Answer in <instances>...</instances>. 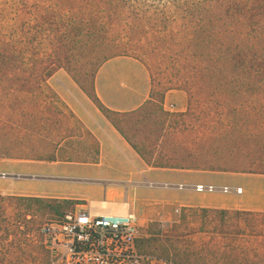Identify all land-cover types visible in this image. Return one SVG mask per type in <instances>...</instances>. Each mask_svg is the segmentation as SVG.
Returning a JSON list of instances; mask_svg holds the SVG:
<instances>
[{"label":"trees","instance_id":"obj_1","mask_svg":"<svg viewBox=\"0 0 264 264\" xmlns=\"http://www.w3.org/2000/svg\"><path fill=\"white\" fill-rule=\"evenodd\" d=\"M116 56L144 64L150 100L115 112L93 82L87 95L147 165L264 174V0H0V158L55 160L67 143L71 152L77 119L47 80L62 68L84 90L81 79ZM168 90L185 92L183 112L162 114ZM214 210L249 228L264 219ZM240 238L204 256L264 264V246Z\"/></svg>","mask_w":264,"mask_h":264},{"label":"crops","instance_id":"obj_2","mask_svg":"<svg viewBox=\"0 0 264 264\" xmlns=\"http://www.w3.org/2000/svg\"><path fill=\"white\" fill-rule=\"evenodd\" d=\"M47 83L73 116L85 127L89 138L97 143L98 153L95 154L94 149L89 146L90 141L83 142L82 146L75 142L70 147L71 152L68 149L69 145H60L62 148L55 153V160L0 158V173L69 178L72 176L70 171L78 166L92 170L93 174L85 178L71 179L87 180L85 191L95 190L103 193L104 197L107 195V199L101 200L110 202L111 199L115 200L118 197L140 199V196H143L144 200H153L161 205L173 203L185 207L264 213V174L149 166L66 74L57 70L48 78ZM93 92L96 98L111 111L137 110L150 100L149 72L136 58L130 56L110 58L96 70L93 78ZM185 101L186 95L183 90H168L164 95L163 107L168 111L183 112ZM34 165L49 166L54 168V171L38 172L33 169ZM216 181L221 183L215 184ZM228 181H233L235 184L231 186L226 183ZM40 184L36 180L0 177V196L26 197L50 192L67 195L53 187L43 189L42 192H34ZM198 184L212 185L217 189L212 192H199L194 189ZM222 186L231 188V191L226 193L229 197H212L207 203H195L190 200L200 193L203 197L214 193L222 194L223 192L218 189ZM235 188H240V192L236 193ZM249 195L254 196L251 198ZM101 200L89 201L91 205H98L92 202ZM112 204L105 207L103 211L118 212ZM126 206L119 212H123ZM127 210L132 209L129 206Z\"/></svg>","mask_w":264,"mask_h":264},{"label":"rangeland","instance_id":"obj_3","mask_svg":"<svg viewBox=\"0 0 264 264\" xmlns=\"http://www.w3.org/2000/svg\"><path fill=\"white\" fill-rule=\"evenodd\" d=\"M58 70L73 81L66 70L62 68ZM95 72L91 76L81 79L84 90L75 83L88 98L87 92L92 93ZM158 89L155 88V92H159ZM155 99L160 100L159 97ZM89 100L91 99L89 98ZM157 105L163 109L162 114L166 112L177 113L165 110L163 103L162 105L157 103ZM74 125L77 138L69 143L72 145L75 142H89L91 140L89 133L79 120H76ZM67 145L69 144L67 143ZM76 167L75 170L70 171L72 176L69 178H85L93 174L92 170ZM33 169L38 172L54 171V168L45 165H34ZM56 171H58L57 168ZM36 181L41 184L34 189V192H42L43 189L53 187L67 195L50 192L19 198L0 196V264H45L38 232L39 227L45 222L60 219L66 212L76 207L90 204L89 200L108 198L107 195L104 197L100 191H85V185L88 182ZM244 182L246 184V181ZM220 183L221 181H216L215 184ZM226 183L231 186L235 184L233 181ZM249 196L252 198L254 195ZM212 197L227 198L229 196L226 193H214L203 197L200 193L194 195L190 200L195 203H207ZM31 198H40L42 201L30 200ZM144 199L143 196H140V199L126 196L118 197L115 200L111 199L114 202L113 206L121 204L122 201H127L125 211L130 206L136 214V246L142 253L171 259L182 264H223L217 253L215 254L216 257L204 255L206 251L210 254L215 253L213 252L215 247L228 241V237L232 234L241 237V240L250 239L254 243L257 242L260 246H264V238L259 237V235L264 234L263 218V220L260 218L252 219L250 221L251 228H249L245 223L237 221L233 215H223L212 208L185 207L173 203L161 205L156 201ZM30 241H33L36 247L34 260L32 255L30 256Z\"/></svg>","mask_w":264,"mask_h":264},{"label":"built area","instance_id":"obj_4","mask_svg":"<svg viewBox=\"0 0 264 264\" xmlns=\"http://www.w3.org/2000/svg\"><path fill=\"white\" fill-rule=\"evenodd\" d=\"M212 192V185H195ZM223 193L230 187L218 188ZM236 193L240 188H235ZM47 264H182L142 253L136 246L137 216L132 210L117 213L86 204L39 227Z\"/></svg>","mask_w":264,"mask_h":264},{"label":"water","instance_id":"obj_5","mask_svg":"<svg viewBox=\"0 0 264 264\" xmlns=\"http://www.w3.org/2000/svg\"><path fill=\"white\" fill-rule=\"evenodd\" d=\"M0 177H6L14 180L19 179H30V180H47V181H78V182H86L87 180L83 179H71L64 177H53V176H41V175H23L17 173H0Z\"/></svg>","mask_w":264,"mask_h":264},{"label":"bare ground","instance_id":"obj_6","mask_svg":"<svg viewBox=\"0 0 264 264\" xmlns=\"http://www.w3.org/2000/svg\"><path fill=\"white\" fill-rule=\"evenodd\" d=\"M93 204H98L102 209H105V207H107L109 204H112L113 202H109V201H106V200H101L100 202H92ZM127 205V202H122L121 204H117V205H114L113 207H115V209L118 211L117 213H122V212H119L121 211V209H123L124 206ZM106 209H110V208H106ZM125 211V210H124ZM123 211V212H124ZM116 212V211H115Z\"/></svg>","mask_w":264,"mask_h":264}]
</instances>
